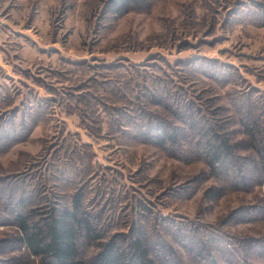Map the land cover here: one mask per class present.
<instances>
[{"label": "rangeland", "instance_id": "obj_1", "mask_svg": "<svg viewBox=\"0 0 264 264\" xmlns=\"http://www.w3.org/2000/svg\"><path fill=\"white\" fill-rule=\"evenodd\" d=\"M108 2L0 0V264H41L14 242L12 210L68 206L77 193L98 215L103 240L142 227L164 250L158 264H176L165 245L181 252L179 264H197L182 246L192 225L201 235L219 229L231 243L264 235L263 219L230 217L264 205V183L232 188L199 155L202 140L215 138L200 130L213 126L229 135L232 161L245 169L254 150L244 112L261 128L255 137L264 135V0H143L119 14ZM152 93L193 120L178 146L140 136V108L181 125ZM107 103L126 106L129 117L110 116ZM243 256L264 264V256Z\"/></svg>", "mask_w": 264, "mask_h": 264}, {"label": "trees", "instance_id": "obj_2", "mask_svg": "<svg viewBox=\"0 0 264 264\" xmlns=\"http://www.w3.org/2000/svg\"><path fill=\"white\" fill-rule=\"evenodd\" d=\"M108 1L111 12L118 14L141 8L144 5L143 0ZM180 63L181 68L197 65L196 61H178L177 64ZM203 63L204 61L200 59L199 64L202 65ZM209 69L204 70L203 73L207 75L212 73ZM218 74V71L213 70L212 78L220 80L219 77H215ZM104 87L106 86L104 85ZM103 89L105 92L107 91V88ZM149 92L146 94L148 95ZM146 94L144 93V95ZM137 96L139 97V95ZM150 98L155 104H160L169 116L180 120L181 125L168 123L166 122L167 119L163 120L153 112H146L143 108H140V113L146 117L142 129L140 128L142 131L140 133L141 138L155 144L168 143L170 147L172 145L178 146L177 141L181 135L180 128L184 124L191 126L193 120L189 119V114L185 112V108V111L182 112V108L175 109L171 103L165 101L164 97L152 93ZM105 105H107L105 107L108 109L110 116L115 113L114 115H118V117H129L126 106H109L112 105L109 103ZM137 110L139 111L138 107ZM244 114V117H241L244 123L243 129L249 136L251 149L254 150V158L247 161L245 169L242 168L244 165L240 162L235 163L232 161L231 156H235L232 153L234 144L230 141L228 134L225 136L218 133L213 126L206 127V129L204 127V130L194 127V133L200 130V133H205L204 136H208V132L213 133V136H215L213 140L210 138L202 140L203 143H200L202 153L199 154L204 162L210 166L209 170L212 175L226 180L229 183L226 185L240 190L249 189L248 187H252L253 184L264 183V145L258 146L257 144L264 143V135L261 136V139L255 137L256 130L260 131L261 128L259 130L254 121L246 123L251 118L250 114L246 112ZM207 193L213 195L217 191L211 186L207 189ZM80 196L79 193L73 195L71 204L68 206H60L57 202L56 205L50 204L44 208L43 212L37 214H34L33 210L28 213L26 211L23 213L21 210H12V221L18 234L17 240H14V242L20 243L25 251L38 258L41 264H158L156 259L163 255L164 250L161 252L158 249L160 246L155 247L152 245L149 237L145 236L142 227L139 228L133 225L132 231L135 228V232H132L131 235L130 233L112 234L106 236L103 240L102 237L104 236L100 231L98 215L91 214L83 208ZM239 214L244 217L242 221L245 219H263L264 221V205L254 203L247 206V208H238L231 213L230 217L236 218ZM189 232L190 235L185 234L186 240L184 241L189 239L186 246L181 244L183 248H186V253L190 255L191 260L197 264H219L217 255L223 252L230 254L229 256L225 255L226 253L224 254L222 261L226 264H232L236 259L246 264L247 259L243 256L246 253L264 256V235L260 238L248 237V239H245L241 237L235 243H231V239L228 238L230 235L221 232L219 229H212L211 232L202 233L201 235L199 226L192 225ZM95 241H98L95 243L98 250L90 254L86 253L85 246L93 247ZM165 247L169 253L165 258L170 257V261L179 264L181 260L177 256L181 252L171 245H165ZM238 254L242 256L241 259H239L240 256L238 258ZM230 256L232 261H229ZM248 263L254 264L250 261Z\"/></svg>", "mask_w": 264, "mask_h": 264}]
</instances>
